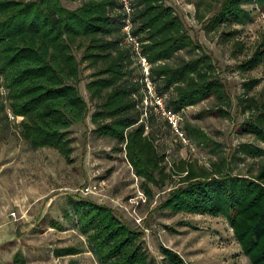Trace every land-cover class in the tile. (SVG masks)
I'll return each mask as SVG.
<instances>
[{
	"label": "trees",
	"instance_id": "trees-1",
	"mask_svg": "<svg viewBox=\"0 0 264 264\" xmlns=\"http://www.w3.org/2000/svg\"><path fill=\"white\" fill-rule=\"evenodd\" d=\"M74 10L60 0H0V115L7 110L18 123L19 135L32 149H51L71 162V127L83 123L88 106L78 90L79 65L73 49L84 47L83 58L94 73L85 85L95 109L90 115L94 135L115 141L114 151L123 152L147 200L151 186L162 188L172 175L177 183L159 204L172 215L192 214L222 217L228 224L241 254L250 264H264V164L245 174L230 173V162L221 158L210 169H195L180 163L174 174L165 173V156L155 145L162 130L172 131L166 119L151 107H143V75L131 49L122 44L124 14L119 0H71ZM195 18L205 33L221 27L244 26L252 20L244 7L264 8V0H193ZM206 2V10L201 5ZM132 34L141 43V55L150 65L149 81L164 98L166 110L181 115L207 99L218 112L230 107L231 98L217 67L204 48L193 40L174 9L164 0H130ZM217 7V9H214ZM208 15V16H207ZM238 31H222L230 42ZM75 44H78L75 46ZM241 51L243 45L234 43ZM184 52L187 59L178 58ZM264 64V34L252 55L237 69L247 72ZM258 84H243L237 98L251 117L241 129L264 145V101L247 97ZM183 137L203 144L205 135L195 126L180 128ZM178 137V136H177ZM237 153L262 158L264 149L243 144ZM243 161L242 156H235ZM177 173V174H176ZM63 218L86 237L99 264H156L145 250L142 233L131 228L108 206L84 198H67ZM51 228L63 231L60 222ZM164 264H187L174 251L160 246ZM69 247L54 251L56 257L78 254ZM15 255L13 264H22Z\"/></svg>",
	"mask_w": 264,
	"mask_h": 264
},
{
	"label": "rangeland",
	"instance_id": "rangeland-1",
	"mask_svg": "<svg viewBox=\"0 0 264 264\" xmlns=\"http://www.w3.org/2000/svg\"><path fill=\"white\" fill-rule=\"evenodd\" d=\"M60 2L69 10L81 4L71 0ZM164 2L174 9L190 37L210 54L231 98L230 107L223 108V113L217 111L213 99H207L179 115L180 128L186 123L197 127L205 135L203 144L191 139L183 143L173 131L162 130L155 145L165 156V173L174 174L182 162L195 169H210L211 164L221 158L229 160L230 173L245 174L248 166L256 170L264 164V156L249 158L237 151L243 144L262 149L264 145L242 131L241 124L248 121L251 112L242 111L237 98L244 95L243 84L255 79L258 84L247 97L264 101V64L247 72H241L237 66L252 55L264 34V8L254 4L245 6L252 17L249 23L231 28L223 26L218 32L205 33L195 18L193 0ZM205 4L201 5L202 11L206 10ZM232 30L238 31V35L224 42L220 32ZM235 42L243 45L242 51ZM83 49L77 46L73 52L80 63L78 90L87 103L88 115L83 123L71 127V162H66L54 150L32 149L19 135L18 123L22 118L11 120L8 110V121L0 115V264H13L15 255L24 260L22 264H99L86 237L63 218L69 197H81L113 209L121 220L142 233L147 255L156 264H164L160 246L174 251L187 264H250L222 217L172 215L158 209L177 183V175H172L162 188L151 186L153 198L149 201L124 153L114 151L115 141L93 134L90 115L95 103L89 100L85 85L95 69L87 60L81 61ZM178 58L187 59L188 55L180 52L174 61ZM235 156H242L243 161L234 159ZM87 186H96L97 193L80 196L77 190ZM10 212L16 213V219L9 217ZM132 214L142 219L140 227L132 220ZM51 221L60 222L64 230L51 228ZM69 247L79 253L64 257L54 255L55 250Z\"/></svg>",
	"mask_w": 264,
	"mask_h": 264
},
{
	"label": "built area",
	"instance_id": "built-area-1",
	"mask_svg": "<svg viewBox=\"0 0 264 264\" xmlns=\"http://www.w3.org/2000/svg\"><path fill=\"white\" fill-rule=\"evenodd\" d=\"M122 5V12L124 14L123 26L121 28L120 34L122 38V44L131 49L135 55L136 64L139 67L144 82V98H143V107H151L153 111L160 115L162 118L166 119L170 124L172 131L183 141L187 143V140L183 137L180 132V117L176 114L171 113L166 110L164 106V98L156 94L154 86L149 81V69L150 65L147 62L146 58L141 55V43L138 40V37L132 34V23L131 16L133 14V8L131 6L130 0H119ZM1 95L5 94L4 90L0 88ZM11 120L14 118L11 114H8ZM19 119V118H17ZM80 196L87 197L89 195H95L97 193L96 186H87L77 190ZM140 200H143V195H140ZM9 217L11 219H16V213L10 212ZM132 220L135 222L137 227L141 226L142 219L136 214H132Z\"/></svg>",
	"mask_w": 264,
	"mask_h": 264
}]
</instances>
